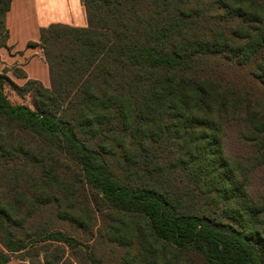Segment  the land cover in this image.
Returning <instances> with one entry per match:
<instances>
[{
    "label": "trees",
    "instance_id": "1",
    "mask_svg": "<svg viewBox=\"0 0 264 264\" xmlns=\"http://www.w3.org/2000/svg\"><path fill=\"white\" fill-rule=\"evenodd\" d=\"M12 2L0 0V48ZM83 3L87 28L40 31L49 89L0 75V264H62L67 248L104 264L67 233L93 230L95 210L45 171L51 155L77 166L96 205L141 216L175 251L202 264H264V203H253L225 148L233 129L250 148L240 158L264 166V0ZM7 86L33 108L12 104Z\"/></svg>",
    "mask_w": 264,
    "mask_h": 264
},
{
    "label": "rangeland",
    "instance_id": "2",
    "mask_svg": "<svg viewBox=\"0 0 264 264\" xmlns=\"http://www.w3.org/2000/svg\"><path fill=\"white\" fill-rule=\"evenodd\" d=\"M18 85V84H17ZM19 86V85H18ZM24 86V85H23ZM22 87V86H20ZM6 95L8 99L14 105H26L33 108L32 98L30 95L20 97L11 87H6ZM231 139L226 138V154L233 162H236L245 169L246 178H241L243 181H247L248 194L255 205L264 203V166L256 167L257 163L253 162L254 156L243 157L239 156V153H245L250 151L249 146L241 145L235 136V130H229ZM251 158V159H250ZM49 161V167L45 168V171H50L53 175L57 176L60 180L63 179L67 188L69 189V196L72 194L84 208L89 206V203L93 204L96 218L88 222L87 226H90L93 230H81L77 231L75 227L67 226V233L78 238L83 244L89 245L91 251L99 257L104 264H146L144 261V254H149L158 261L159 264H202L201 259L197 256H190L187 254H181L166 244L156 241L151 236V231L147 221L141 216L137 215H125L121 213H111L109 210H104L105 205H96L91 200L89 193L80 188V171L77 166L67 158L54 157L51 155L47 158ZM4 164L5 162H0ZM18 161H11V165H16ZM21 164V163H19ZM23 165V171L27 178H37L40 173L35 170V165L32 164ZM257 168V169H255ZM11 169V168H7ZM241 169V170H243ZM43 172L41 173L42 176ZM82 187V186H81ZM205 191L207 190L206 187ZM204 190L201 186L197 189L196 193H200ZM202 197V196H201ZM203 200L198 203L202 204ZM49 214H40V222L45 221ZM93 231V232H92ZM91 232L93 234H91ZM116 232V233H115ZM117 237L115 241V237ZM36 251H25L23 254L27 257L35 256ZM43 258V255H41ZM28 261H30L28 259ZM147 262V261H146ZM24 263L19 262L16 256L10 264ZM26 264H29L26 262ZM62 264H91L89 260L85 258L82 252L67 248L66 256Z\"/></svg>",
    "mask_w": 264,
    "mask_h": 264
},
{
    "label": "crops",
    "instance_id": "3",
    "mask_svg": "<svg viewBox=\"0 0 264 264\" xmlns=\"http://www.w3.org/2000/svg\"><path fill=\"white\" fill-rule=\"evenodd\" d=\"M6 24L9 40L7 47L0 48V75L19 86L34 80L49 89L50 73L41 46V29L53 24L87 28L88 19L83 0H13Z\"/></svg>",
    "mask_w": 264,
    "mask_h": 264
},
{
    "label": "water",
    "instance_id": "4",
    "mask_svg": "<svg viewBox=\"0 0 264 264\" xmlns=\"http://www.w3.org/2000/svg\"><path fill=\"white\" fill-rule=\"evenodd\" d=\"M18 264H26V263H18Z\"/></svg>",
    "mask_w": 264,
    "mask_h": 264
}]
</instances>
